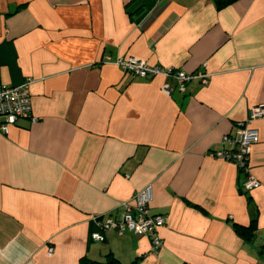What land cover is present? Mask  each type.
Masks as SVG:
<instances>
[{"label": "crops", "instance_id": "0c3cea01", "mask_svg": "<svg viewBox=\"0 0 264 264\" xmlns=\"http://www.w3.org/2000/svg\"><path fill=\"white\" fill-rule=\"evenodd\" d=\"M129 56L210 80L168 94L114 63ZM28 81L32 117L0 131V264H264V117L258 188L209 155L264 104V0H0V83ZM148 186L157 252L131 231L92 238L94 215Z\"/></svg>", "mask_w": 264, "mask_h": 264}, {"label": "built area", "instance_id": "2783aa9c", "mask_svg": "<svg viewBox=\"0 0 264 264\" xmlns=\"http://www.w3.org/2000/svg\"><path fill=\"white\" fill-rule=\"evenodd\" d=\"M114 63L133 77H163L165 79L163 90L168 94L174 90L184 92L187 84L193 80H199L205 85L211 76L206 70L187 73L173 67L150 65L144 59L135 56L119 57ZM29 83L30 81L20 86L0 83L1 132L8 133L19 120L32 117L33 103L28 92ZM262 117H264V104L251 107L247 119L238 121L234 126V131L224 135L221 145L209 151L211 157L234 163L238 167L244 174L242 189L245 192H250L261 184L250 171L249 156L252 146L259 141V130L253 123ZM133 198L134 203L130 201L121 203L122 213L119 218L94 215L92 220L98 230L92 233V238L103 242L110 231L116 232L119 236L131 231L138 235L149 236L152 241V251L157 252L164 245L160 230L166 226L167 216L152 213L153 191L151 186L139 191ZM53 252L54 248L51 247L49 254L52 255Z\"/></svg>", "mask_w": 264, "mask_h": 264}, {"label": "trees", "instance_id": "16d2710c", "mask_svg": "<svg viewBox=\"0 0 264 264\" xmlns=\"http://www.w3.org/2000/svg\"><path fill=\"white\" fill-rule=\"evenodd\" d=\"M214 1L219 8H223L225 6H228L236 2L237 0H214ZM101 218L102 217H100V219ZM235 227H236L237 232L245 238H251L254 235V232H255L254 224H252L249 227H245V226L237 224L235 225ZM80 264H124V263H122L115 257L110 256L105 262H98V261H93L90 259H82Z\"/></svg>", "mask_w": 264, "mask_h": 264}, {"label": "bare ground", "instance_id": "6f19581e", "mask_svg": "<svg viewBox=\"0 0 264 264\" xmlns=\"http://www.w3.org/2000/svg\"><path fill=\"white\" fill-rule=\"evenodd\" d=\"M260 135V134H259Z\"/></svg>", "mask_w": 264, "mask_h": 264}]
</instances>
